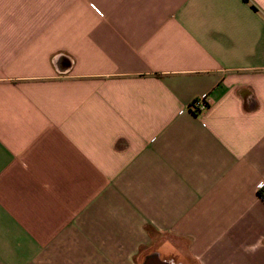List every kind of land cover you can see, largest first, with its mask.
Segmentation results:
<instances>
[{
	"label": "crops",
	"instance_id": "0c3cea01",
	"mask_svg": "<svg viewBox=\"0 0 264 264\" xmlns=\"http://www.w3.org/2000/svg\"><path fill=\"white\" fill-rule=\"evenodd\" d=\"M262 183L264 0H0V264H264Z\"/></svg>",
	"mask_w": 264,
	"mask_h": 264
},
{
	"label": "built area",
	"instance_id": "2783aa9c",
	"mask_svg": "<svg viewBox=\"0 0 264 264\" xmlns=\"http://www.w3.org/2000/svg\"><path fill=\"white\" fill-rule=\"evenodd\" d=\"M207 98L203 97V98H199L197 100H193V102L191 103V110H193L195 113H199L202 112L204 110L207 109L208 107V102L206 101ZM259 190L264 192V184H260L258 186Z\"/></svg>",
	"mask_w": 264,
	"mask_h": 264
},
{
	"label": "trees",
	"instance_id": "16d2710c",
	"mask_svg": "<svg viewBox=\"0 0 264 264\" xmlns=\"http://www.w3.org/2000/svg\"><path fill=\"white\" fill-rule=\"evenodd\" d=\"M247 2V0H245ZM262 195L264 196V192H262Z\"/></svg>",
	"mask_w": 264,
	"mask_h": 264
}]
</instances>
